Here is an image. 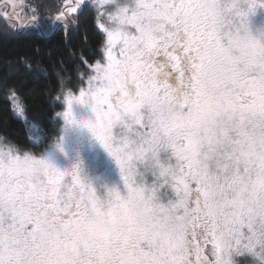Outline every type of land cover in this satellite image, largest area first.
I'll return each instance as SVG.
<instances>
[{
	"label": "snow or ice",
	"instance_id": "obj_1",
	"mask_svg": "<svg viewBox=\"0 0 264 264\" xmlns=\"http://www.w3.org/2000/svg\"><path fill=\"white\" fill-rule=\"evenodd\" d=\"M16 7L6 27L67 32L87 10L102 39L78 86L62 80L49 142L0 136V264H264V0ZM103 158L118 183L93 174ZM89 217L110 235H89Z\"/></svg>",
	"mask_w": 264,
	"mask_h": 264
},
{
	"label": "trees",
	"instance_id": "obj_2",
	"mask_svg": "<svg viewBox=\"0 0 264 264\" xmlns=\"http://www.w3.org/2000/svg\"><path fill=\"white\" fill-rule=\"evenodd\" d=\"M6 0H0V3ZM27 12L36 3H43L40 14H54L60 0H24ZM6 7L0 8L4 17ZM0 18V136L6 140L31 148L30 134L24 121L13 113L7 99L8 89L15 88L25 102L26 118L38 127L40 136L49 139L55 135V113L61 109L53 98L61 89V83L70 81L78 86L81 71L87 70L80 62L83 55L90 61L98 52L102 33L86 10L78 25L67 32L56 29L52 34H42L35 27H6ZM11 23V22H9ZM30 65V67H27ZM59 105H62L61 101Z\"/></svg>",
	"mask_w": 264,
	"mask_h": 264
},
{
	"label": "rangeland",
	"instance_id": "obj_3",
	"mask_svg": "<svg viewBox=\"0 0 264 264\" xmlns=\"http://www.w3.org/2000/svg\"><path fill=\"white\" fill-rule=\"evenodd\" d=\"M6 2H8V4L10 5V8H9V13H12L13 12V8H12V4H15L17 7H16V12L17 14L19 15V17L21 19H23V17L25 15L27 16H30L27 12V7H21V3L26 4V2L24 0H6ZM19 23V22H18ZM19 27L23 28V25L19 23ZM251 29H252V32L254 35H256L258 38H261V39H264V9L260 10L259 12L253 14L251 16ZM43 32L46 34V35H50L53 33V31L55 29H51V30H47V29H42ZM72 87V86H71ZM75 88V87H73ZM61 103L63 105V100H61ZM63 110V107H61V109L58 111H62ZM18 111V110H17ZM17 111H14L13 110V113L16 117L22 119L27 127V130L29 132V134L31 135L33 131H35L37 133V135L40 136L39 132H38V127L34 124V123H31L25 116V113H24V117H20L17 115ZM26 118V119H25ZM42 137V136H41ZM44 139V137H42ZM112 176H114L113 178L107 180V176H106V180L110 183V184H116L119 182V174H118V171L116 170V172H111L110 173ZM108 174V175H110Z\"/></svg>",
	"mask_w": 264,
	"mask_h": 264
},
{
	"label": "clouds",
	"instance_id": "obj_4",
	"mask_svg": "<svg viewBox=\"0 0 264 264\" xmlns=\"http://www.w3.org/2000/svg\"><path fill=\"white\" fill-rule=\"evenodd\" d=\"M42 179V172L38 169L32 176V180L34 183H40ZM83 227L91 236L110 235L108 226L96 217H89Z\"/></svg>",
	"mask_w": 264,
	"mask_h": 264
},
{
	"label": "flooded vegetation",
	"instance_id": "obj_5",
	"mask_svg": "<svg viewBox=\"0 0 264 264\" xmlns=\"http://www.w3.org/2000/svg\"><path fill=\"white\" fill-rule=\"evenodd\" d=\"M53 137H54V135L50 136L49 139L44 138L43 140H44V142H49ZM56 162L62 163V158L57 156ZM111 172H116V168H115V165L111 161H109L107 158H103L102 165L99 168L93 169L94 175L101 174L104 176V178H106V176H107L108 177L107 180L114 177L110 174ZM108 174H110V175H108Z\"/></svg>",
	"mask_w": 264,
	"mask_h": 264
},
{
	"label": "water",
	"instance_id": "obj_6",
	"mask_svg": "<svg viewBox=\"0 0 264 264\" xmlns=\"http://www.w3.org/2000/svg\"><path fill=\"white\" fill-rule=\"evenodd\" d=\"M8 5L7 7H6V9H5V11H4V14L5 13H9V8H10V5L8 4V2H6V1H2L1 3H0V8L3 6V5ZM19 28V23H17L16 25H15V29L17 30ZM23 28H25L24 26H23ZM22 28V29H23ZM56 30V29H55ZM40 32L42 33V34H44V32H43V30L42 29H40Z\"/></svg>",
	"mask_w": 264,
	"mask_h": 264
}]
</instances>
